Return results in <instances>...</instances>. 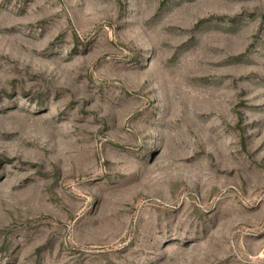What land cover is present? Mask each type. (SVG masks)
Instances as JSON below:
<instances>
[{"label":"rangeland","instance_id":"rangeland-1","mask_svg":"<svg viewBox=\"0 0 264 264\" xmlns=\"http://www.w3.org/2000/svg\"><path fill=\"white\" fill-rule=\"evenodd\" d=\"M0 264H264V0H0Z\"/></svg>","mask_w":264,"mask_h":264}]
</instances>
